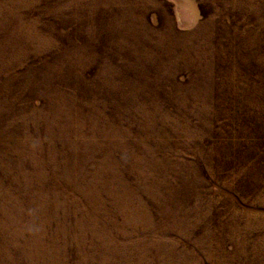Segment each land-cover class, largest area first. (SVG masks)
<instances>
[{"label":"rangeland","instance_id":"obj_1","mask_svg":"<svg viewBox=\"0 0 264 264\" xmlns=\"http://www.w3.org/2000/svg\"><path fill=\"white\" fill-rule=\"evenodd\" d=\"M0 264H264V0H0Z\"/></svg>","mask_w":264,"mask_h":264}]
</instances>
